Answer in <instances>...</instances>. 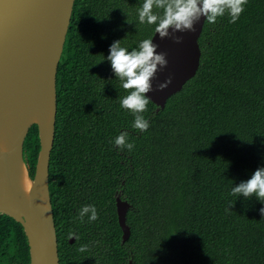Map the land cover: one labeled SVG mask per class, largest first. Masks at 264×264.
Listing matches in <instances>:
<instances>
[{
	"label": "trees",
	"instance_id": "16d2710c",
	"mask_svg": "<svg viewBox=\"0 0 264 264\" xmlns=\"http://www.w3.org/2000/svg\"><path fill=\"white\" fill-rule=\"evenodd\" d=\"M142 2L72 3L47 162L58 264H264V204L231 195L264 167V0H248L235 23L227 14L215 24L204 18L194 74L162 108L150 100L145 132L131 127L133 115L119 105L127 93L104 59L115 40L130 50L150 37L154 26L138 21ZM123 131L131 152L113 143ZM38 148L32 123L21 151L30 177ZM117 193L129 203L123 242ZM86 204L98 220L79 221ZM0 261L29 264L23 229L4 213Z\"/></svg>",
	"mask_w": 264,
	"mask_h": 264
},
{
	"label": "water",
	"instance_id": "95a60500",
	"mask_svg": "<svg viewBox=\"0 0 264 264\" xmlns=\"http://www.w3.org/2000/svg\"><path fill=\"white\" fill-rule=\"evenodd\" d=\"M73 0H0V105L2 101L20 100L28 96L33 103L41 95L52 94V117L50 132L34 121L16 127L8 137L4 157L9 161L18 155L22 160V141L28 127L35 123L39 148L30 180H44L47 201V162L52 142L54 119V82L57 62L67 30ZM204 17L195 24L194 31L174 33L181 37L176 43L170 37L161 38L153 30L150 37L157 45L156 51L164 53L167 65L156 73L152 91L146 96L163 107L166 98L179 90L198 65L199 47L197 37ZM171 77V83L163 90L157 83ZM25 88L24 91L22 89ZM34 105V104H33ZM12 163V162H10ZM120 241L129 234L125 222L127 200L119 194L114 196ZM4 213L19 222L26 236L29 264H58L55 229L50 210L43 212L37 202L29 200L17 187L6 182L0 173V214ZM69 241L72 237H69ZM125 264H131L130 259Z\"/></svg>",
	"mask_w": 264,
	"mask_h": 264
},
{
	"label": "clouds",
	"instance_id": "9594fccd",
	"mask_svg": "<svg viewBox=\"0 0 264 264\" xmlns=\"http://www.w3.org/2000/svg\"><path fill=\"white\" fill-rule=\"evenodd\" d=\"M247 2L248 0H143L137 8V14L140 24L153 25L155 33L161 38L170 37L179 43L181 37L174 33L194 31V24L202 16L209 24H215L218 18L227 14L230 17L229 23H235ZM156 48L157 45L151 38L140 40L130 50L121 46V40H115L109 46L107 57H104L127 93L119 98V105L131 112L134 117L131 127L140 132L149 128V121L144 116L150 102L146 93L152 91V80L156 73L167 65L165 54L158 53ZM170 83L169 76L163 82L157 83L156 88L163 90ZM113 143L121 150L127 149L129 152L135 147L134 143L129 142L127 131L117 135ZM231 195H242L246 199L255 196L264 204V167H258L249 179L232 186ZM233 203L234 201L230 205ZM259 211L264 216V207ZM85 217L88 222L98 220L99 213L95 205L81 206L77 218L83 223ZM70 237H73L72 234ZM77 250L81 253L87 252L88 246L81 245Z\"/></svg>",
	"mask_w": 264,
	"mask_h": 264
},
{
	"label": "bare ground",
	"instance_id": "6f19581e",
	"mask_svg": "<svg viewBox=\"0 0 264 264\" xmlns=\"http://www.w3.org/2000/svg\"><path fill=\"white\" fill-rule=\"evenodd\" d=\"M24 90L25 88L22 89ZM29 98L25 96L20 100H5L0 105V173L6 182L19 188L29 200L37 202V206L45 213L49 205L44 180H30L18 155L10 161L4 157L8 137L19 125L34 121L50 132L52 94L41 95L33 103L28 101Z\"/></svg>",
	"mask_w": 264,
	"mask_h": 264
},
{
	"label": "flooded vegetation",
	"instance_id": "af4514ba",
	"mask_svg": "<svg viewBox=\"0 0 264 264\" xmlns=\"http://www.w3.org/2000/svg\"><path fill=\"white\" fill-rule=\"evenodd\" d=\"M0 264H11L9 261H0Z\"/></svg>",
	"mask_w": 264,
	"mask_h": 264
}]
</instances>
